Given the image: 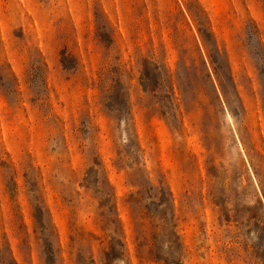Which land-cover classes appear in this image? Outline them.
Wrapping results in <instances>:
<instances>
[{
  "label": "rangeland",
  "instance_id": "374dc122",
  "mask_svg": "<svg viewBox=\"0 0 264 264\" xmlns=\"http://www.w3.org/2000/svg\"><path fill=\"white\" fill-rule=\"evenodd\" d=\"M0 264H264V0H0Z\"/></svg>",
  "mask_w": 264,
  "mask_h": 264
}]
</instances>
